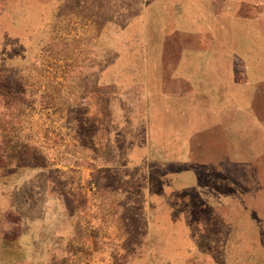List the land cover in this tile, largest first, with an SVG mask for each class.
<instances>
[{"label": "rangeland", "instance_id": "rangeland-1", "mask_svg": "<svg viewBox=\"0 0 264 264\" xmlns=\"http://www.w3.org/2000/svg\"><path fill=\"white\" fill-rule=\"evenodd\" d=\"M145 2L76 0L26 48L0 26V264H264L263 144L233 194L166 202L162 160L134 143L141 69L103 45Z\"/></svg>", "mask_w": 264, "mask_h": 264}, {"label": "crops", "instance_id": "crops-1", "mask_svg": "<svg viewBox=\"0 0 264 264\" xmlns=\"http://www.w3.org/2000/svg\"><path fill=\"white\" fill-rule=\"evenodd\" d=\"M75 1L0 0L6 41L26 48L44 32V17L53 23ZM249 1L146 0L129 25L114 24V43L103 45L116 64L129 53L123 63L140 66L132 70L144 87L143 140L134 143L162 160L166 202L190 190L202 198L233 194L230 167L258 159L264 145V105L256 102L264 95V12L238 13Z\"/></svg>", "mask_w": 264, "mask_h": 264}]
</instances>
